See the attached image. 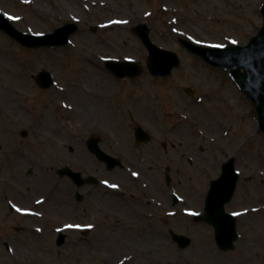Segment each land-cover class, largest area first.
Wrapping results in <instances>:
<instances>
[{"label":"rangeland","instance_id":"1","mask_svg":"<svg viewBox=\"0 0 264 264\" xmlns=\"http://www.w3.org/2000/svg\"><path fill=\"white\" fill-rule=\"evenodd\" d=\"M263 1L0 0V13L23 33H52L75 21L79 26L68 45L54 49H28L0 32V264H119L124 257H134L128 264H264V212L253 211L264 206V134L255 108L223 69L177 42L246 45L261 26ZM138 24L147 26L156 46L178 56L170 76L147 72L148 53L131 32ZM105 58L133 59L143 72L117 82ZM40 71L51 75L49 89L37 87ZM129 114L149 134L148 142L134 143ZM96 136L120 165L141 171L138 182L151 183L155 204L150 201L142 215L151 209L153 219L134 217L130 209L126 214L108 201L91 208L126 214L130 222L110 220L97 232H75L74 223L86 219L78 217L71 178L57 171L106 177L86 147ZM229 158L239 180L225 210L239 214L238 239L233 250L222 252L212 227L187 215L202 212L210 182ZM119 172L108 176L130 178ZM172 194L183 200L168 218ZM169 228L191 238L190 246L178 250ZM59 232L64 236L57 245Z\"/></svg>","mask_w":264,"mask_h":264},{"label":"water","instance_id":"2","mask_svg":"<svg viewBox=\"0 0 264 264\" xmlns=\"http://www.w3.org/2000/svg\"><path fill=\"white\" fill-rule=\"evenodd\" d=\"M260 14L262 25L246 46L201 47L183 39H179L178 42L191 54L199 56L213 67L223 68L230 75L253 103L257 113V127L264 133V3L260 8ZM0 30L20 43L21 46L38 49L64 46L68 43L69 37L77 31V27L74 24H66L49 35H28L16 30L0 14ZM133 32L148 51L146 68L152 76H169L171 71L179 66V59L175 53L162 50L151 43L149 30L145 25L135 27ZM106 65L119 78L136 77L141 72L140 66L132 61L123 63L107 61ZM36 81L40 87L48 88L50 86L49 75L45 72L39 73ZM186 93L192 94L188 89ZM144 134L141 129H137L136 135L140 139L144 137ZM92 150L97 152L94 145H92ZM237 179L234 159L231 158L222 165L220 177L211 182L205 201L204 214L195 217V221L204 222L213 227L215 243L223 251L232 249L233 242L237 238L235 219L232 215L226 214L224 209V205L230 201L233 195ZM172 237L180 248H185L190 244V239L187 237L175 234ZM59 239L57 244L63 237L60 236Z\"/></svg>","mask_w":264,"mask_h":264},{"label":"flooded vegetation","instance_id":"3","mask_svg":"<svg viewBox=\"0 0 264 264\" xmlns=\"http://www.w3.org/2000/svg\"><path fill=\"white\" fill-rule=\"evenodd\" d=\"M108 74L110 73L108 72ZM113 78L117 82L123 81L115 77ZM129 80H132V79H129ZM87 109H92V108H87ZM97 109L98 108H96L95 110ZM111 110H112L111 112L115 116L118 115L120 112L116 104L113 108H111ZM104 112H108V108H105ZM95 114H98V112H96ZM128 118L134 124V126L137 124L132 114H129ZM91 138L92 139L95 138L99 145L101 141L100 137L96 136V137H91ZM133 138H134V143L135 144L138 143L136 142L135 137ZM101 150L107 156H111L115 159H118L119 162H121L120 158L110 155L109 153L105 152L103 149ZM88 151L97 159L98 162H100V164L104 165L107 175L106 177H103V178H100L99 176H95V175H88L85 178L81 177L83 181L82 184H78L75 180L71 179L74 187L76 188L73 191L72 197L80 211V216L78 217L80 218V220H82L83 218L86 219V223H84V225L79 224V222L74 223L75 232L80 231L81 233L84 232L87 234L94 233L95 231L97 232L99 231V229L100 230L103 229L104 226L108 224L110 220L116 221V222H125V221L130 222L129 220H127L128 217L126 215L128 214V212H126L128 209L131 210L130 212H132L134 217L135 216L144 217L146 220H148L147 218L153 219V217L156 216V211L155 213H153L151 209L149 212H146L145 214L147 218L142 215L143 212L146 210V208L150 207L149 202L152 201L155 204V201L150 197V193H149L151 192L149 191L151 187V183L150 182L149 183L148 182H138V180L142 176L141 171L131 166L124 167L122 166V164L120 166L110 167L108 160L102 159L96 156L90 150ZM167 168L168 167L164 168V183L168 186L170 183L167 184L165 181V174L167 172ZM112 170H119L120 171L119 173H121L122 175L123 174L129 175L130 178L122 177L121 179H117V182H116V179H113V178L111 179L110 176H108V174ZM170 171L171 169L169 168V172ZM113 185H115V187H112ZM110 197H114V198L110 199ZM142 197H146V202L141 201ZM171 199H172V203L170 205V208L168 207L169 210L168 211L164 210L168 218H174L173 216L174 212L172 211V208L174 207L173 194L171 196ZM108 201L111 202L114 205V207L125 212L126 216L124 214H121L120 212H112L110 214H106L108 211L102 212V213H99V212L96 213L91 208L92 206L95 207V205H97L98 207H102L103 204L105 205L108 204L109 203ZM13 205H15L13 201L11 202L9 201L8 206L11 208L13 207ZM162 206H166V205H162ZM77 219L73 218V220H77ZM87 219L89 221H87ZM78 226L80 227L79 230H78ZM171 232L172 230L171 228H169V231L166 232V234H170ZM124 258H126L125 259L126 263H123V264H128L131 261L135 260L134 257H124Z\"/></svg>","mask_w":264,"mask_h":264},{"label":"bare ground","instance_id":"4","mask_svg":"<svg viewBox=\"0 0 264 264\" xmlns=\"http://www.w3.org/2000/svg\"><path fill=\"white\" fill-rule=\"evenodd\" d=\"M232 96H234V95H232ZM233 101L234 102H236V100H234V98H233ZM179 109V108H178ZM254 212H264V206H258V207H256L254 210H253Z\"/></svg>","mask_w":264,"mask_h":264},{"label":"snow or ice","instance_id":"5","mask_svg":"<svg viewBox=\"0 0 264 264\" xmlns=\"http://www.w3.org/2000/svg\"><path fill=\"white\" fill-rule=\"evenodd\" d=\"M13 19H15V18H13ZM233 43H235V41H233ZM134 175H135V173H134ZM112 187H115V185H113ZM234 215H239L238 213H234ZM89 227H91V226H89Z\"/></svg>","mask_w":264,"mask_h":264}]
</instances>
